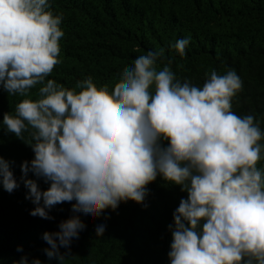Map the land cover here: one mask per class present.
<instances>
[{"label": "clouds", "instance_id": "obj_1", "mask_svg": "<svg viewBox=\"0 0 264 264\" xmlns=\"http://www.w3.org/2000/svg\"><path fill=\"white\" fill-rule=\"evenodd\" d=\"M62 21L49 0H0V86L22 98L2 123L34 153L20 165L24 176L49 185L23 180L30 215L52 219L49 210L74 201L59 231L43 234L48 258L70 255L85 229L76 213L96 218L121 202L142 204L160 176L187 194L168 225L170 264H264V132L253 114L232 111L243 88L235 70H210L202 86L182 82L161 47L123 67L111 89L91 75L67 88L48 79L61 63ZM190 40L169 49L183 57ZM0 185L18 187L2 157ZM105 227H95L96 237Z\"/></svg>", "mask_w": 264, "mask_h": 264}, {"label": "trees", "instance_id": "obj_2", "mask_svg": "<svg viewBox=\"0 0 264 264\" xmlns=\"http://www.w3.org/2000/svg\"><path fill=\"white\" fill-rule=\"evenodd\" d=\"M49 2L55 14H63L64 36L59 42L61 63L48 79L73 88L77 80L91 75L97 86L108 84L111 89L123 67L139 55L163 47L166 57L172 59L171 70L182 82L202 86L210 70L218 74L235 70L243 88L233 98L232 111L240 116L253 114L264 132V0ZM187 37L191 40L185 56L169 49L171 43ZM38 87L31 90L32 99L37 98ZM20 99L0 86V157L9 162L18 184L11 193L0 185V264H21L22 259L27 264L34 260L40 264H170L168 225L187 194L160 176L146 186L142 204L121 202L116 210L105 209L96 218L76 213L85 229L72 240L70 255L63 261L48 258L45 249L50 245L43 234L59 231V223L73 215L74 201L49 210L52 219L30 215L35 205L26 199L23 180H35L41 190L49 185L31 172L24 176L20 165L31 161L34 153L2 123L4 113L13 112ZM24 137L27 140L28 133ZM258 167L264 168V159ZM101 224L106 226L105 232L96 237L95 227ZM59 251L67 252L64 248Z\"/></svg>", "mask_w": 264, "mask_h": 264}]
</instances>
